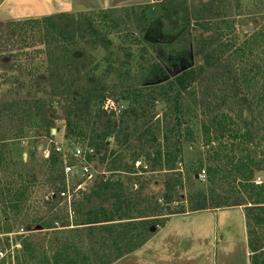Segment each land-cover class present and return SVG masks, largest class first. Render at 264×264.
Masks as SVG:
<instances>
[{
  "label": "trees",
  "instance_id": "trees-1",
  "mask_svg": "<svg viewBox=\"0 0 264 264\" xmlns=\"http://www.w3.org/2000/svg\"><path fill=\"white\" fill-rule=\"evenodd\" d=\"M233 1L237 8L241 7V0ZM210 2L207 10L209 13L223 5L222 0ZM179 5L172 0H164L158 6L160 18L164 21L179 19L182 14ZM137 10L143 11L139 15ZM153 10L150 6H144L125 9L119 17L112 10L67 16L70 21L77 18L79 21L88 22V30L83 31L79 39L102 42L107 44V49L113 44L110 38L114 37L129 45L124 49V65L116 67V61L114 64L110 62L105 71L106 76L115 74L119 77L122 89L120 99L128 103V108L120 112L117 120L111 119L112 121H108L103 127L100 126V118L106 113L102 110V103L106 99L104 94L85 97L84 102H77L69 97L78 85L82 71V66L73 62V55L82 51L76 35L59 29L48 17L11 23L15 29L21 30H24L26 25L40 26L39 24L43 23L46 26V44L50 48L48 86L51 87L54 96L49 102V111L54 113L56 107H62L60 99H66L71 104L73 109L65 118L64 140L70 144L67 148L74 146L75 149L76 146H80L86 152V163L92 161L93 155L90 151L106 150L107 141L113 139L118 149L112 151L110 155L113 159L111 171L118 176L96 185L97 189H93L86 198L80 196L75 200L72 207L74 224H70L66 217L69 214L68 205L63 202L61 209L66 220L62 221L63 230H56L55 224L40 218L39 226L52 230V239L41 242L39 237L20 235L18 240L21 249L15 251V256L9 254L0 258V264H115L142 248L149 240L152 229L163 226L171 216L187 213V207L177 208L180 203L174 206L173 204L184 188L183 175L178 171V165L182 163L183 142L195 144L194 142L198 141L194 132V122L189 119L186 98L183 97L189 86L187 76L190 71L178 75L173 82H163L164 62L181 68L185 65L184 61L168 55H165L164 60L157 59L141 46L142 42L137 36L123 34L131 18L148 24ZM218 17L223 18L219 26L212 22L199 24L202 29L213 30L221 43L220 55L217 58L206 55L205 66L212 67V61L216 58V64L220 62L224 67L232 68L237 78L232 81L230 90L222 97L218 98L217 95L210 97L220 101L218 102L220 106L230 105V112L213 109L203 112L207 117L211 115L200 125L202 144L209 149L206 158L209 163L205 169L206 179L214 188L218 182L226 185L229 188L228 194L232 196L231 201L241 200L240 202L245 205L248 237L251 232L255 235L254 241L248 239V243L249 248L254 250V243L258 241L261 233L264 235V183L255 182L257 174H264V71L259 66H252L250 60L264 40H260L259 34L255 33L250 41L241 42L234 34V25L225 18L227 12L219 14ZM144 38L157 54L158 47L165 43L151 37L150 32H147ZM206 43L209 47L214 45L213 39L206 42L204 40L203 45ZM198 44L199 42H195L196 55L202 53ZM134 47H137L140 53L141 63L137 73L132 76L130 66ZM109 61L107 58L106 62ZM133 81L137 83L136 86ZM158 82L163 83L157 85ZM101 89H105L103 83ZM46 102L47 100L44 104ZM31 104L42 103L39 100L33 103L24 102L23 107L17 102H12L0 110V123L8 119L7 123L15 126L13 142L26 139L32 127L36 126L39 132L44 134L49 127V121L34 119ZM158 104L163 105L160 117L157 113ZM75 111L80 113L81 117L74 121L70 117ZM244 113L250 116L248 121L243 117ZM51 133L50 129L49 134ZM158 135L161 136V140L157 139ZM135 137L143 142L142 147L147 151L143 153L141 150L131 148ZM8 146L10 144L7 140L0 145V170L3 169L5 173L9 168L18 166L28 169L35 154L28 155L26 161L22 157L21 161L13 162ZM58 146L60 145L53 144L48 158L43 160L47 176L51 177L47 178V182L52 187H64L63 178L57 185L56 182L64 175L65 163L71 166L79 164L72 155L57 152ZM121 147L133 150L130 152L131 163L127 161V155L118 152ZM137 161H142L147 169L135 168ZM203 168V164H200L197 173ZM25 171L17 173L14 170L12 179L4 180V188L0 189L2 217L8 216L9 212L19 216L23 206L29 201L27 195L33 186L31 183L36 182V177ZM122 173L128 175L126 183L122 181L120 176ZM55 174L57 176L53 178ZM145 174L162 175L163 190L160 196L144 194L148 185L153 182L142 180ZM133 185H136V190H132ZM61 191L63 189L59 187L49 191L47 196L56 195L49 201L58 200ZM91 199L100 200L110 206L86 211L84 201L88 202ZM206 200L205 195L190 192L187 196L190 212L206 210ZM224 205L230 206L228 201H225ZM70 226L72 227L67 229ZM12 230L8 223L3 225L0 223V235H9ZM4 241L8 242V237L0 238V249ZM45 243L48 245L45 246ZM250 264H264V256L257 254Z\"/></svg>",
  "mask_w": 264,
  "mask_h": 264
},
{
  "label": "rangeland",
  "instance_id": "rangeland-1",
  "mask_svg": "<svg viewBox=\"0 0 264 264\" xmlns=\"http://www.w3.org/2000/svg\"><path fill=\"white\" fill-rule=\"evenodd\" d=\"M163 2L164 0H72L71 11H68L66 7H60L59 5L56 8H62L63 10L65 9V11L62 10L63 12L55 17L43 16L32 19L41 20L46 17L50 18L59 29L76 35L77 42L82 47V51L73 55V62L75 64H80L82 66V71L80 74V81L69 97L73 98L74 101L84 102L83 99L85 97L104 94L106 99L102 103V107L106 106L109 110L113 108L122 112L128 108V103L120 99L122 89L120 88L119 77L115 74L106 76L105 71L110 62L114 64L116 61V67L124 65V49L129 45L114 37L110 38L113 44L107 49V44L102 42L95 43L92 41L93 39H86L85 41L79 39L80 34L83 31L88 30V22L79 21L77 18L70 21L67 16L70 14L77 15L79 13H88L97 10H112L114 14L119 17L125 9H130L132 7L144 8V6L152 7L154 10L149 17L148 24L142 21H137L135 18H131L128 22L127 30L123 32V34L137 36L142 42L141 46L147 49L149 53L157 59L160 58V60H164L165 55H168L169 57L179 58V60L184 61L185 65L182 66L187 68L186 71L188 70L190 73L187 76L189 86L183 93V97L186 98L189 108V119L194 122V132L198 138V141L194 142L195 144L183 142L182 163L181 165H178V171L183 175L182 179L184 181V188L180 191V197L175 198L173 206L176 203H180L177 208L185 206L187 207V213H195L190 212L187 203V196L191 192V194L205 195L207 198L206 210L199 212L210 211L217 215L235 212L232 213L233 216H238L237 212L244 210L245 205L240 202L241 200H237V202L231 201L230 197L232 196L228 194L229 188H227L226 185L218 182L216 188H214L208 184L207 179L203 182L198 177L202 171H206L205 169L209 165L206 159L209 155V149L202 144L200 125L201 122L207 121L211 115H208L207 117L203 112L208 111V109L230 112V105L220 106L218 105V102L220 101L213 100L210 97H212V95H217L218 98L222 97L223 94L230 90L232 81H235L237 78L235 76L236 73L232 68L228 69L220 65V62L216 64V58L220 55L219 50L221 43L217 39L213 30L208 31L202 29L199 24L212 22L219 26L221 19H223L218 17L219 14L227 12V17L225 18L229 20L230 24L234 25V34L239 37L241 42L250 41L252 35L255 33L259 34L260 40H264V0H241L240 8L236 7V3L233 0H222L223 5L220 8L213 10L214 14L207 11L211 4L210 0H172V2L180 4L179 7L182 12L179 19L175 21H164L160 18L158 6ZM21 11L19 10V13L17 12V16L21 15ZM142 11L143 10H137V13L140 15ZM5 17L7 16L5 15ZM24 20H12L0 16V110L12 102H17L20 106L25 107L24 102L33 103L34 101L39 100L42 104H31L34 119L36 121H49L50 124L46 129L45 134L40 133L35 126L28 131L26 139L13 142L12 140L16 131L15 126L7 123L8 119H5L3 123H0V145L5 140L9 142L10 146H8V150L11 152L13 162L21 161L22 157H24V160L26 161L28 155L31 153L35 154V158L32 161L33 163L28 165V169H26L27 167L24 168L20 166L11 167L6 170L5 173L4 170L1 169L0 189L4 188L5 179H8V181L12 179L11 175L14 170L17 173L23 171L26 172L25 170H27L28 174H34L36 177V182L31 183L33 186L27 195L29 201L23 206L20 215L17 216L12 212H9L6 217L0 215V223H2V225L8 223L9 226L13 228L9 235H0V238L8 237V242L4 241V244L0 249V253L3 254V257L9 254L15 256V251L21 249L18 240V236L20 235L39 237L41 238L39 239L41 242H47L52 239L51 233L53 231L47 230L43 226H39L40 218L43 221L47 220L50 223L55 224L57 227L56 230H63L61 226L66 220L64 219L65 213H62L63 211L61 208L63 207L62 203L64 201L59 197L58 200L53 202L49 201L52 199L46 197L49 191L58 187L63 190L66 187L67 190L68 188H72V186H76L77 188H80L79 196L86 198L91 194L93 189H97L96 185L108 178L115 179L116 176H118L115 172L111 171L113 159L110 155L112 151L118 149L114 140L111 139L107 141L106 150L102 152L93 151L92 161L88 163L91 172L88 178L61 175L62 177L57 180L56 185L58 182H62L63 178V180H65L64 187H52L47 182V178L50 179L51 177L47 176L46 168L43 167V160L48 158L50 147L53 144L68 149L67 147L70 144L64 140V126L65 118L73 107L66 101V99H60L62 100V107H56L54 113L49 111V102L54 96L51 92V87L48 86V76L50 71L48 57L50 48L46 44L47 28L43 23L39 24L40 26L26 25L24 30L18 28L15 29L13 25H11L12 22H20ZM147 32L151 33V37L165 42L158 47V54L151 49L145 40L144 36ZM211 39H213V47H209L207 43L203 45L204 40L206 42ZM195 42H199L198 46L202 50L200 55L195 54ZM206 55L216 57L212 61V67L205 66ZM139 57L140 53L137 47H134L133 59L130 66V74L132 76L137 73L138 66L141 63ZM169 57L168 62H170ZM107 58L110 59L109 62H106ZM250 63L252 66L263 68L264 71V42L260 44V47L256 50L255 56L250 60ZM163 66L165 72L163 81L173 82L175 77H170L169 73L179 71L181 68L167 64V62H164ZM180 74H183V72H180L178 75ZM102 83L105 89H101ZM133 83L135 86L137 85L135 81H133ZM193 94L196 95L193 96ZM233 99L235 100V98ZM45 100H47L46 104H44ZM162 108L163 105H157L158 117L162 115ZM113 113L115 112L111 111V113H104L101 115V127L105 126L108 121H112L113 119L117 120L119 118L120 113H115L114 115ZM80 117V113L75 111L70 118L75 121L79 120ZM243 117L246 121L250 119V116L247 113H244ZM50 129L52 130L51 134H49ZM52 137L54 138L52 139ZM157 139L161 140V136L158 135ZM179 141L182 142L180 139ZM142 145L143 142L140 141L138 137H135L132 140L131 148L141 150L144 153L147 150L142 147ZM78 148H80V146H78ZM73 149L74 146L68 150ZM132 151L133 150H126L124 147H121L118 152L127 155V161L131 163L130 152ZM152 151L153 149H151V152ZM200 164H203L204 168L197 173ZM56 176L57 175L55 174L53 178ZM120 176L122 177V181L126 183L128 175L122 173ZM142 178L144 181H153L148 185L149 187L144 191V194H152L156 197L160 196L163 190L162 175L145 174ZM255 182L257 184L264 183V174H257ZM135 187L136 185H133L132 190H136L137 187ZM225 201H228L230 206H225ZM84 203L86 211L97 209L101 206L107 208L110 206L109 204H103L102 201L96 199H91L88 202L84 201ZM71 213L72 215L67 214L66 217L70 224H74L73 208H71ZM230 217V225L234 228L236 226L237 218H233L231 214ZM71 227L72 226L67 227V229ZM156 229H152L151 235ZM219 230L221 232V228H219ZM216 231H218V229ZM221 234L222 235L219 236V239H224V234ZM254 238L255 235L251 232V235L248 237L249 241H254ZM47 245L48 244L45 243V246ZM255 249L257 251H255ZM239 250L240 248L233 250L231 257V260L233 261V263L231 262L232 264H246V257L242 258L245 254L243 253L242 255ZM249 250L250 263L252 258L257 256V254H259V256H264V235L262 233L261 236H259L258 241L254 243V250H251L250 248ZM0 258L2 257L0 256Z\"/></svg>",
  "mask_w": 264,
  "mask_h": 264
},
{
  "label": "crops",
  "instance_id": "crops-1",
  "mask_svg": "<svg viewBox=\"0 0 264 264\" xmlns=\"http://www.w3.org/2000/svg\"><path fill=\"white\" fill-rule=\"evenodd\" d=\"M59 5L71 11L72 0H1L0 16L12 20L55 17L65 11L57 9ZM19 10L21 15L17 16ZM232 213L235 212L217 215L204 211L171 216L163 226L155 228L142 248L115 264H232V252L237 248L250 264L244 210L238 211V216ZM230 214L237 218L234 228ZM221 233L224 239H219Z\"/></svg>",
  "mask_w": 264,
  "mask_h": 264
},
{
  "label": "built area",
  "instance_id": "built-area-1",
  "mask_svg": "<svg viewBox=\"0 0 264 264\" xmlns=\"http://www.w3.org/2000/svg\"><path fill=\"white\" fill-rule=\"evenodd\" d=\"M102 110L105 111L106 113H111V111L115 112L116 114H119L120 111H117L116 109L111 108L110 110L106 107L103 106ZM69 149V148H68ZM63 147L58 146L57 147V152H63L64 154H71L73 158L79 161V164L77 166H71L65 163L64 166V175L65 176H80V177H89L90 176V166L88 163H86V152L82 150L81 148L76 147L73 150H68ZM93 155V151H90ZM67 156V155H65ZM143 167L144 169H147V166L142 162V161H137L135 162V168H140ZM201 181H206V171H202L201 174L198 176ZM136 188V187H135ZM80 188H77L76 186H72V188H68L66 190V187L61 193L59 194V198L63 199V201L68 205V212L70 215L71 213V208L73 207V204L76 199H78L79 193H80ZM56 195L54 194H49L47 197L48 198H54ZM0 256L3 257V254L0 253Z\"/></svg>",
  "mask_w": 264,
  "mask_h": 264
},
{
  "label": "water",
  "instance_id": "water-1",
  "mask_svg": "<svg viewBox=\"0 0 264 264\" xmlns=\"http://www.w3.org/2000/svg\"><path fill=\"white\" fill-rule=\"evenodd\" d=\"M186 69H187V68H185V67H181V69H180L179 71L169 73V76H170V77H176L180 72L182 73V72L186 71ZM163 82H164V81H163ZM163 82H159V83H157V85H159V84H161V83H163ZM53 133H54V132H53Z\"/></svg>",
  "mask_w": 264,
  "mask_h": 264
}]
</instances>
